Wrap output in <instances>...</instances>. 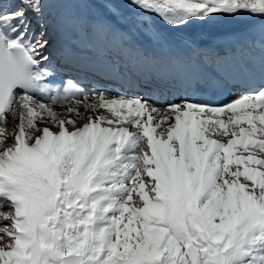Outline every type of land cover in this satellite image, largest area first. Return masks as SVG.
I'll return each mask as SVG.
<instances>
[{
	"label": "snow or ice",
	"instance_id": "snow-or-ice-1",
	"mask_svg": "<svg viewBox=\"0 0 264 264\" xmlns=\"http://www.w3.org/2000/svg\"><path fill=\"white\" fill-rule=\"evenodd\" d=\"M129 3L171 27L264 17V0ZM49 7L0 0V264H264V60L224 104L86 89L54 79Z\"/></svg>",
	"mask_w": 264,
	"mask_h": 264
},
{
	"label": "bare ground",
	"instance_id": "bare-ground-1",
	"mask_svg": "<svg viewBox=\"0 0 264 264\" xmlns=\"http://www.w3.org/2000/svg\"><path fill=\"white\" fill-rule=\"evenodd\" d=\"M70 1L49 0L50 37L55 36L50 40L49 51L56 65L72 69L70 76L86 89L97 88L114 94L151 97L153 100L166 103L180 96H170L168 90L161 88H168L167 85L177 82H181L179 87H182L194 80L211 78L213 68L209 65L214 63L227 71L230 77L231 68L242 69L247 65H243V62L247 63L250 55L255 56L259 47H264V17L252 16L248 13L232 16L214 14L204 21L193 19L183 26L171 27L157 15L132 6L129 0H113L120 5L121 15L119 18H111L114 27L110 29L113 32L109 33L110 30L106 31L96 26L103 16L108 15L102 0H94L92 7L79 8L77 14L69 12L67 7L58 6L69 4ZM94 8L100 12L95 24L88 22L94 18V12H97ZM87 11L89 13L86 19L81 20L82 15ZM153 32L160 33L162 39H154ZM145 40L147 41L143 44ZM71 45L77 47L70 55L67 50L70 51L68 48ZM131 56L152 57L160 67L158 69L164 68L165 71H161L163 75L153 74L151 80L137 82L136 84L141 87L140 90L131 88L133 82L124 79H121L123 80L121 84L119 83L123 87L120 90L106 84L98 86H92L90 83L81 84L91 79L87 72L82 71L83 67L86 66L90 70L102 69L100 64L94 65L93 60L99 61L111 57L121 61ZM64 57L68 59L67 63L62 62ZM228 60H232L233 66L226 64ZM86 76L89 78L86 79ZM93 76L100 77L105 82L118 81L116 77L110 75L95 73ZM255 79H258L257 73ZM218 87L217 96L213 99L208 97L205 101L224 104L241 92L230 90L225 82ZM154 89L158 91L156 97L151 95ZM57 110L61 109L57 108Z\"/></svg>",
	"mask_w": 264,
	"mask_h": 264
},
{
	"label": "rangeland",
	"instance_id": "rangeland-1",
	"mask_svg": "<svg viewBox=\"0 0 264 264\" xmlns=\"http://www.w3.org/2000/svg\"><path fill=\"white\" fill-rule=\"evenodd\" d=\"M78 2H81V0H71V1H70V3H78ZM70 3H69V4H70ZM95 5L100 6L99 4H95ZM67 10H68L69 12L73 13V14H77V12H78L79 9H73V8L67 7ZM94 10H97V9L94 8ZM88 13H89V11H87L85 14H83L82 17H81V20L86 19V16L88 15ZM99 14H100V12H98V10H97V12H94V14H93V17H94V18L90 19L88 22H91V23H94V24H95V19H97V17L99 16ZM106 31H107V30H106ZM112 32H113V30H110V31H109V33H112ZM51 36H52L51 38H55L54 35H51ZM68 38H69V36L66 38V40H67ZM126 38H128V37H126ZM53 40H54V39H53ZM146 41H147V40H145L143 44H145ZM143 46H144V45H143ZM52 49H53V48H52ZM52 49H51V50H52Z\"/></svg>",
	"mask_w": 264,
	"mask_h": 264
}]
</instances>
